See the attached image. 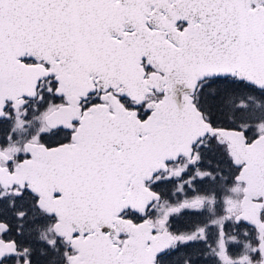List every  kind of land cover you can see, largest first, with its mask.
<instances>
[{"label":"snow or ice","instance_id":"snow-or-ice-1","mask_svg":"<svg viewBox=\"0 0 264 264\" xmlns=\"http://www.w3.org/2000/svg\"><path fill=\"white\" fill-rule=\"evenodd\" d=\"M0 264H264V0H0Z\"/></svg>","mask_w":264,"mask_h":264}]
</instances>
